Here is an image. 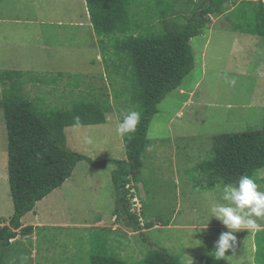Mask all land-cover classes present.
<instances>
[{"label": "rangeland", "instance_id": "rangeland-1", "mask_svg": "<svg viewBox=\"0 0 264 264\" xmlns=\"http://www.w3.org/2000/svg\"><path fill=\"white\" fill-rule=\"evenodd\" d=\"M171 1L177 11L187 13L191 3L203 0ZM146 22V27L161 31L157 18L149 17ZM205 25L202 35L192 40L196 67L182 87L159 106L150 124L151 144L143 156L138 182L127 187L139 189L141 199L133 198V208L147 216H143V228L155 222L153 228L138 235L140 232L129 230L123 220L112 217L117 197L113 181L116 164L95 168L81 161L72 178L54 191L59 197L56 207L48 209L63 214L66 225L38 229L34 236L19 239L3 250L2 264H91L92 254L102 249L99 241L113 237L109 230L91 229L104 226L123 237L118 245L106 244L107 250L119 251L117 254L131 264H141L153 246L182 257L184 264H256L255 238L264 239V232L258 236V232L250 235L247 230L234 233L236 250L227 253L229 261L210 255L220 234L228 231L209 213L213 203L222 202L219 187L225 183L208 186V175L199 165L212 158L216 136L263 128L264 38L234 31L225 15H212ZM106 56L101 53L85 0H0V100L11 87L10 82L1 81V74L7 71L29 76L23 96L37 106L42 104L44 113L56 107L71 109L76 101L107 99L113 105L107 122L65 128L63 144L97 162L125 161L124 137L116 128L126 106L122 104L121 118L114 97L123 96L120 78L115 66L107 72ZM35 75L39 80H31ZM257 177L264 178V169ZM257 185L264 191V183ZM13 215L8 131L0 108L1 226L8 225ZM59 218L47 216L40 222L29 214L23 225L38 227L49 219L48 223L58 225ZM100 219L107 224L97 221ZM208 223V228L201 230ZM258 223L263 230L264 219Z\"/></svg>", "mask_w": 264, "mask_h": 264}, {"label": "trees", "instance_id": "trees-1", "mask_svg": "<svg viewBox=\"0 0 264 264\" xmlns=\"http://www.w3.org/2000/svg\"><path fill=\"white\" fill-rule=\"evenodd\" d=\"M85 2L101 53L107 55V72L115 66L119 74L123 98L114 96L118 115L122 118L123 104L126 113L129 110L140 113V123L135 133L124 137L127 160L94 161L67 149L63 144V132L65 128L76 127L74 118L77 116L79 126L106 123L113 107L109 100L76 101L71 109L56 107L53 112L44 113L42 104L38 107L23 96L27 74L16 71L1 74V81L11 84L4 90L0 108L4 111L8 131V173L14 215L8 225L0 224V264L3 250L17 243L19 236L21 239L32 237L38 229L48 228L23 227L22 220L29 213L36 212L38 203L71 179L81 161H87L95 168L110 163L117 165L113 173L117 197L112 217H118V222L123 220L132 232L143 233L141 217L147 216L143 212L141 216L132 202L133 196L141 197L140 191L136 185L127 187L138 182L143 156L151 144L150 124L159 113V106L170 93L182 87L185 78L196 67L192 40L202 35L212 15H225L236 32L264 38L263 0L194 1L187 13L177 11L171 0H146L144 4L140 0ZM149 17L158 19L161 31L146 27ZM142 29L146 33L141 32ZM33 79L39 80V75L32 76ZM74 86L78 87V84ZM212 154L210 160L199 165L204 170L202 173L208 175V186L217 181L235 183L245 174L256 183H264V178L259 180L257 177L264 169V123L259 131L216 136ZM133 188L135 193L131 192ZM97 221L106 223L102 219ZM147 227L152 228L153 224H147ZM91 229L109 230L115 234L108 242L99 241L102 249L92 254L91 264H131L117 254L119 251L114 253L111 250L113 253H110L106 248L109 242L118 245L122 234L113 232L109 226ZM260 232L264 229L256 236ZM255 240L256 264H264V239L257 237ZM142 260L141 264H184L182 257L172 256L165 249L154 246Z\"/></svg>", "mask_w": 264, "mask_h": 264}, {"label": "clouds", "instance_id": "clouds-1", "mask_svg": "<svg viewBox=\"0 0 264 264\" xmlns=\"http://www.w3.org/2000/svg\"><path fill=\"white\" fill-rule=\"evenodd\" d=\"M74 119L76 121L75 126H79L80 118L77 116ZM139 123L140 113L129 110L123 115L122 120L117 125L116 132L121 138L130 136L136 132ZM135 191L133 189L131 192L135 193ZM219 192V200L222 202L213 203L209 208V213L211 219L215 218L219 220L228 231L220 234L210 255L216 260L229 261L231 256L227 255V253L230 250L235 253L236 250L237 241L234 233L247 230L250 235H254L261 230L262 225L258 223V219H264V191L259 189V186L252 177L245 174L241 175L237 182L224 184L222 187H219ZM133 198L136 201V198L140 197L135 195ZM138 211L142 216L140 208H138ZM142 222L143 218L141 217V227L143 228ZM148 222L153 223V221ZM155 224L154 222L153 226ZM208 226L209 223L203 226L201 230L207 229ZM150 229L147 227L141 231L149 232Z\"/></svg>", "mask_w": 264, "mask_h": 264}, {"label": "crops", "instance_id": "crops-1", "mask_svg": "<svg viewBox=\"0 0 264 264\" xmlns=\"http://www.w3.org/2000/svg\"><path fill=\"white\" fill-rule=\"evenodd\" d=\"M263 2H264V0H263ZM58 199H59V197L58 196H56V195H54V192H53V194H51V195H49L47 198H45L43 201H41L40 203H38L37 204V206H36V208H35V210H36V212L34 211V212H32V213H29L30 215H31V217H32V219L33 220H38V221H43V220H46V218H47V216H50V217H57V218H59V217H61V218H59L61 221H60V223H58V225H55L54 223H48L49 221H50V219L47 221V224H45V225H40V226H38V227H63V225L65 226L66 224L65 223H63V222H66L65 221V219H66V217L65 218H63L64 217V215L63 214H61L60 212H58L57 211V213L56 214H54L53 212L52 213H49V210L48 209H54L55 207H56V203L58 202ZM57 200V201H56ZM28 214V215H29ZM28 215H26V216H28ZM25 216V217H26ZM24 217V218H25ZM24 218H23V220H22V224L24 223L23 221H24ZM97 222V221H96ZM95 222V223H96ZM100 222V221H99ZM67 223V222H66ZM101 223H103V222H101ZM172 224V223H171ZM73 225V224H72ZM71 224H70V227H74L75 228V226H72ZM24 227H26L25 225H23ZM29 226H32V225H29ZM69 226V225H68ZM21 236H19V238L18 239H21L20 238Z\"/></svg>", "mask_w": 264, "mask_h": 264}]
</instances>
